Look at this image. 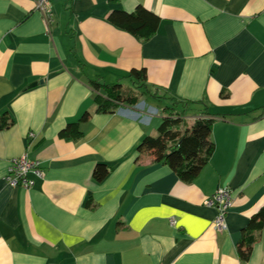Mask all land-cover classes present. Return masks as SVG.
Instances as JSON below:
<instances>
[{"label": "crops", "instance_id": "obj_1", "mask_svg": "<svg viewBox=\"0 0 264 264\" xmlns=\"http://www.w3.org/2000/svg\"><path fill=\"white\" fill-rule=\"evenodd\" d=\"M50 2L47 31L33 0H0V115L14 119L0 130V264H264V225L248 259L237 252L264 207V0ZM138 5L160 19L146 40L107 21ZM132 69L213 119L214 151L190 182L136 151L157 134L146 97L95 111L91 83L138 90L125 78ZM84 112L78 139L58 136ZM24 154L44 175L10 186V160ZM98 162L111 167L101 183ZM224 186L232 205L217 231L204 201Z\"/></svg>", "mask_w": 264, "mask_h": 264}, {"label": "trees", "instance_id": "obj_2", "mask_svg": "<svg viewBox=\"0 0 264 264\" xmlns=\"http://www.w3.org/2000/svg\"><path fill=\"white\" fill-rule=\"evenodd\" d=\"M107 21L116 28L130 33L138 40L150 38L156 31L159 17L141 5L131 12L122 9L112 10ZM125 78L136 85L140 95L153 101L159 106L163 116L154 136L146 135L138 142L135 149L139 153H147L154 162L167 165L183 182H190L200 170L208 163L214 151V144L210 140V131L213 119L203 115L199 109L200 101L180 99L175 96H159L158 90H150L146 86L144 69H132L126 73ZM93 100L96 103L97 113H112L121 105H134L138 98L133 94L132 88L122 87L120 82L102 83L93 81ZM157 106V107H158ZM194 111V119L186 125V115ZM89 112H84L77 121L68 122L60 130L61 138L78 139L82 132L79 124L87 121ZM14 119L9 112L0 115V130L9 128ZM111 167L106 162H98L92 170V180L101 183L110 173ZM90 200L86 201L89 205ZM264 225V207L260 208L243 229V234L237 245V252L242 261L250 255L255 230Z\"/></svg>", "mask_w": 264, "mask_h": 264}, {"label": "built area", "instance_id": "obj_3", "mask_svg": "<svg viewBox=\"0 0 264 264\" xmlns=\"http://www.w3.org/2000/svg\"><path fill=\"white\" fill-rule=\"evenodd\" d=\"M35 9L41 14L48 31V26L52 20V6L50 0H33ZM28 136L32 137L30 132ZM34 173L43 177L44 173L39 167L38 161H30L26 155L12 158L7 170L5 179L10 186L30 187L32 181L28 179V173ZM204 204L215 209V216L212 226L215 230L221 231L226 228V215L232 205L231 189L228 186L219 187L216 191L204 201ZM170 224L174 225L175 220L170 219Z\"/></svg>", "mask_w": 264, "mask_h": 264}, {"label": "rangeland", "instance_id": "obj_4", "mask_svg": "<svg viewBox=\"0 0 264 264\" xmlns=\"http://www.w3.org/2000/svg\"><path fill=\"white\" fill-rule=\"evenodd\" d=\"M132 92H133V94H135L137 96L138 99H140L141 97H143L142 95H140L139 90H133ZM156 94H158L161 97L162 96H166V94H164L161 91H156ZM143 104H144V108H147L148 106H151L152 105V107L156 110V113L155 114L150 113V115H152L153 117H155V120H157V126L156 127H158L160 125V123H161V119H162V116H163L162 112L159 109V106L157 104H155V103L149 102L147 100V98H144L143 99Z\"/></svg>", "mask_w": 264, "mask_h": 264}, {"label": "water", "instance_id": "obj_5", "mask_svg": "<svg viewBox=\"0 0 264 264\" xmlns=\"http://www.w3.org/2000/svg\"><path fill=\"white\" fill-rule=\"evenodd\" d=\"M33 85H35V84H33Z\"/></svg>", "mask_w": 264, "mask_h": 264}]
</instances>
